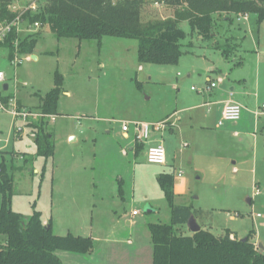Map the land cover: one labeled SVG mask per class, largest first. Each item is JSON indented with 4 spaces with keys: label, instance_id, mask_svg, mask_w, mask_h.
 Returning <instances> with one entry per match:
<instances>
[{
    "label": "rangeland",
    "instance_id": "rangeland-1",
    "mask_svg": "<svg viewBox=\"0 0 264 264\" xmlns=\"http://www.w3.org/2000/svg\"><path fill=\"white\" fill-rule=\"evenodd\" d=\"M146 1L142 24L170 19L176 11ZM27 2L12 0L10 9L20 14ZM37 3L42 8L45 0ZM224 16L214 17L209 41L191 33L187 22L179 23L187 35L182 42L186 53L175 66L139 64L133 40H58L40 25L33 51L36 59L21 57L14 67L0 49V69L16 101L20 97L26 107L36 108L37 95L43 97L53 89L56 73L62 77L63 92L69 94L62 93L58 115L46 123L53 146V156L47 159L35 157L30 130L19 134L21 123L0 111V149L13 153L0 155V163H5L12 178L10 209L25 218L40 212L57 236L93 237L95 251H109L105 239L112 232L120 244L129 238L151 251L148 225H169L171 218L157 178L171 175L173 204L191 207L202 230L215 237L228 230L238 240L251 234V242L264 253V119L251 143L237 128H215L217 119L212 113L197 111L193 121L190 115L181 114L178 124L185 128L186 139L181 149L176 148L171 167L151 165L140 155L123 156L121 152L123 122L150 123L200 104L202 95L190 89L201 93L207 85L206 75L216 81L230 72L241 77L243 70L249 82L256 48L264 62V22L257 26L254 15H248L247 22L229 16L227 22ZM218 45L229 47V60L213 49ZM239 62L243 69L234 67ZM209 66L214 73L208 74ZM233 87L237 99L250 104L253 86L234 83ZM202 126L207 130H200ZM234 132L238 135L233 136ZM73 138L77 141L72 142ZM162 139L166 145L168 139ZM134 210L138 216L132 217L129 227L126 219ZM185 232L190 234L187 227ZM122 244L116 245L122 248ZM63 263L75 264L66 259Z\"/></svg>",
    "mask_w": 264,
    "mask_h": 264
},
{
    "label": "trees",
    "instance_id": "trees-1",
    "mask_svg": "<svg viewBox=\"0 0 264 264\" xmlns=\"http://www.w3.org/2000/svg\"><path fill=\"white\" fill-rule=\"evenodd\" d=\"M12 0H0V21H11L18 14L10 9ZM155 5L175 7L172 18L141 22V10L146 0H118L115 3L101 0H45L42 8L27 11L22 20L33 26L47 27L58 40L73 39L97 41L105 37L137 42V62L141 65L175 66L186 53L182 42L186 33L179 23L187 22L191 33L202 41L212 38L216 15H255L257 24L264 21V0H150ZM39 33L16 35L12 33L0 43L10 62L15 51L19 57L33 55ZM17 46L15 48V43ZM222 56L229 60V47L216 46ZM2 89V102L7 105L12 96ZM62 77L56 73L54 87L46 95L39 96V104L29 111L58 115V102L62 95ZM17 106L21 108L20 104ZM26 128L35 135V157L51 158L53 146L51 135L43 122H31ZM141 147H138V152ZM13 153L0 152V155ZM158 183L170 208V224H149L152 244V264H264V253L253 242L251 234L245 242L226 230L222 237L200 229L187 235L186 224L193 216L191 207L173 204V178L160 175ZM12 178L4 162L0 163V264H62L55 255L57 251L85 255L93 248L90 237L57 236L51 224L44 225L41 214L33 211L29 218L10 209ZM194 217V216H193Z\"/></svg>",
    "mask_w": 264,
    "mask_h": 264
},
{
    "label": "crops",
    "instance_id": "crops-1",
    "mask_svg": "<svg viewBox=\"0 0 264 264\" xmlns=\"http://www.w3.org/2000/svg\"><path fill=\"white\" fill-rule=\"evenodd\" d=\"M223 19L227 21L225 17ZM247 21L248 20H245V22ZM256 23H257V17H256ZM257 26L259 25L257 24ZM257 46H259L258 41H257ZM238 47H240V43ZM213 49L215 48L213 47ZM5 55L6 53L4 52V56ZM32 56H29V58L32 59ZM253 63H255V65L252 66L253 69L250 71L249 82L247 83V84L250 83V85H252L255 90L253 96H251L249 91H247L249 93L248 96L253 97V98H249V102L251 105L248 103V99H247L248 105L242 104L237 99L238 95L235 93V88L233 87L234 83H237L239 86H243L244 88H246L245 87V85H247L246 79H245L246 77H244L245 74L242 72L243 70H241V74H242L241 77L240 76L234 77L232 72H230L229 75H226V76L224 75L219 76L217 80L221 79L222 81L219 82L215 88L210 89L208 91H206L205 89L208 87L209 81L214 82L215 80L210 75H206L205 82L207 83V85L205 88H202L201 93L197 91V89H195L194 91L191 90L192 88L190 89L191 92H197L199 93V95H202L200 104L196 106L185 107L179 111H174L172 115H165L166 117L164 119L150 122V123H156V122H160L164 120H169V122L172 124L169 131L166 132L162 137V138L168 139V142L166 143V145H165L164 139H162V145L166 153V164L164 166L171 167L170 165L173 162L174 163L176 162L172 156L176 148L181 149L180 147H182L185 144L183 142V138L186 139V136H185L186 133L184 132L185 128H183L182 126L178 124L181 118L180 115L181 114H184V115L187 114V116L190 115V120L193 121V118L197 119L194 116V114L197 113V111L203 110L206 115H210L211 113L214 114V117H216L217 123H218L220 119V115H221V110L223 108V105L226 102H234L242 106L243 110H242L241 118L238 122L234 124L225 123L221 127L217 126V123H216L215 128H228V127L230 129L237 128L240 132L245 133L246 136H248V138L250 139L251 143H253V138L255 137L254 136L255 131L258 130V123L260 122L261 119H264V113H261L258 116L255 115V111L258 110L262 105L264 106V62H262V58H260L259 56L258 48H256V55L254 56ZM234 67L239 68V69L244 68L242 67V63L240 62L234 63ZM0 72H2L5 76L4 85H6V88H7L6 95L11 96L8 93L9 92L8 77L4 73L3 70L0 69ZM207 72L208 74L209 73L211 74V73H214V70L212 67L209 66L207 68ZM190 76L191 74L187 75V77H190ZM247 90L249 89L247 88ZM63 93L66 96L69 95L65 92ZM17 103L20 104L21 108L31 110V108H28L25 106V103L23 104L22 99L20 97ZM173 116H178L177 118H175L177 122L176 121L171 122V119ZM132 122H143V121H132ZM25 129L29 130L28 128L23 127L21 125L20 127L17 128V131L19 134H23ZM199 129L207 130V128L203 126L199 127ZM13 130L15 131L14 124H13ZM106 133L109 134V130H107ZM237 135H238L237 132L233 133V136H237ZM122 136H123L124 145L121 149V152L123 156H127V154L130 153L134 157L138 155H140L141 157H144L142 147L137 146L133 143V138H132L131 133L122 132ZM75 141H77V138L72 139V142H75ZM153 143H155V140H153ZM138 147H141V150L139 152H138ZM2 151L3 149H0V152ZM132 212L130 213V217L126 219L127 221L126 225L129 227L131 226V224H133L132 217L138 216V215L132 216ZM151 212L152 211H149V213ZM42 222L44 225H47L49 223L43 219H42ZM200 229H202V227H200ZM233 237L235 236L232 235L231 238ZM91 239L94 241L93 237H91ZM149 239H150V235H149ZM105 241L107 245H110L109 251H107L106 253L104 251L101 252V251H98V250L95 251L94 249H92L89 253L85 255H76V254H71V253H66V252H60V254L55 253V255L58 257V259L61 261L62 264H64L63 263L64 259L70 260L74 262L75 264H152V250L150 251L149 248L143 249L141 245L139 244V242H135L127 238L125 239V242H123V244L121 243L123 247L120 248L117 246L118 244L121 245L120 240L116 239V236L115 234H113V232L107 234ZM254 245L257 247L255 243Z\"/></svg>",
    "mask_w": 264,
    "mask_h": 264
},
{
    "label": "built area",
    "instance_id": "built-area-1",
    "mask_svg": "<svg viewBox=\"0 0 264 264\" xmlns=\"http://www.w3.org/2000/svg\"><path fill=\"white\" fill-rule=\"evenodd\" d=\"M103 2H112L115 3L118 0H101ZM38 0H28L27 6L23 8V12L18 14L11 21H0V43H3L9 35L15 33L16 35H24L36 33V30L39 28V24L35 23L33 26L27 25L22 16L27 11L35 12L38 9ZM248 15H238L236 21H245L247 20ZM15 48L17 42L15 43ZM17 51V50H16ZM15 51L14 57L10 61V65L16 67L21 63V60L17 52ZM29 60V57L25 58ZM221 79H218L215 82L209 81L206 91L213 89L217 86ZM5 83V76L0 72V111L8 113L12 120H17L23 127H26L27 124L31 122H43L47 123L49 121L54 122L55 116L43 114L40 112L29 111L27 109L19 108L17 106V101L15 97H11L5 105L2 102V89ZM192 91L195 89L192 88ZM242 106L234 102H226L223 105L221 110L220 119L217 123V126L221 127L223 124H234L238 122L242 114ZM261 113H264V106L262 105L258 110L255 111V115L258 116ZM49 120V121H48ZM172 124L169 120H164L156 123H146V122H123L121 124V131L123 133H131L133 138V143L137 146H145L143 149V156L147 163L151 165L164 166L166 164V153L162 145L163 135L169 131ZM32 139L35 138V135L30 132ZM156 138V139H155ZM155 140V143H153ZM180 176V175H178ZM138 215L137 211L132 212V216Z\"/></svg>",
    "mask_w": 264,
    "mask_h": 264
},
{
    "label": "water",
    "instance_id": "water-1",
    "mask_svg": "<svg viewBox=\"0 0 264 264\" xmlns=\"http://www.w3.org/2000/svg\"><path fill=\"white\" fill-rule=\"evenodd\" d=\"M32 59H35L34 56H32ZM3 89L4 91L7 90L6 88V85L3 86ZM248 203H250V201L248 200ZM186 227L188 229V231L191 233V234H195V233H198L200 231V227L199 225L196 223L195 219L193 217H190L187 224H186ZM242 242H245L246 239H242L241 240ZM257 248L260 250L262 249V247L259 245L257 246Z\"/></svg>",
    "mask_w": 264,
    "mask_h": 264
}]
</instances>
